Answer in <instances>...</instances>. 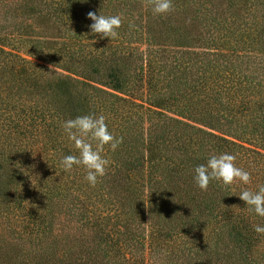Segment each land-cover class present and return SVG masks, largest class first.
Instances as JSON below:
<instances>
[{
	"label": "trees",
	"instance_id": "16d2710c",
	"mask_svg": "<svg viewBox=\"0 0 264 264\" xmlns=\"http://www.w3.org/2000/svg\"><path fill=\"white\" fill-rule=\"evenodd\" d=\"M173 4L0 0V264H264L239 197L264 185V0ZM93 113L123 137L95 187L61 165L62 121ZM225 152L251 183L201 190Z\"/></svg>",
	"mask_w": 264,
	"mask_h": 264
},
{
	"label": "clouds",
	"instance_id": "9594fccd",
	"mask_svg": "<svg viewBox=\"0 0 264 264\" xmlns=\"http://www.w3.org/2000/svg\"><path fill=\"white\" fill-rule=\"evenodd\" d=\"M144 6H151L154 15H164L174 11L173 0H143ZM88 17L93 21L89 26L93 34L101 37L115 39L118 36L117 29L122 26L121 14L105 16L97 15L90 11ZM131 26V25H130ZM61 127L68 139L74 143L78 155H66L61 161L65 171H70L74 165L83 166L87 171L85 180L95 187L100 178L107 174L111 163L103 153L105 146H110L115 151L123 143V137H117L109 131L105 115L87 114L77 116L74 119L62 121ZM236 155L221 153L212 155L206 164H200L195 168L194 180L201 190H207L211 181H222L224 185H232L236 181L250 184L252 177L249 171L236 165ZM241 200L245 201L249 213L264 217V185L258 186L257 191L244 189L239 193ZM257 233L264 234V226L254 225Z\"/></svg>",
	"mask_w": 264,
	"mask_h": 264
}]
</instances>
